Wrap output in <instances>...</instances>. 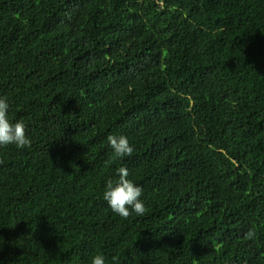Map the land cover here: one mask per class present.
Returning <instances> with one entry per match:
<instances>
[{
  "label": "trees",
  "instance_id": "obj_1",
  "mask_svg": "<svg viewBox=\"0 0 264 264\" xmlns=\"http://www.w3.org/2000/svg\"><path fill=\"white\" fill-rule=\"evenodd\" d=\"M0 96V264H264V0H0Z\"/></svg>",
  "mask_w": 264,
  "mask_h": 264
},
{
  "label": "clouds",
  "instance_id": "obj_2",
  "mask_svg": "<svg viewBox=\"0 0 264 264\" xmlns=\"http://www.w3.org/2000/svg\"><path fill=\"white\" fill-rule=\"evenodd\" d=\"M8 111L7 99L0 96V147L15 145L19 149L30 148L32 141L27 134L25 123L23 120L12 122ZM107 140L116 157L124 158L132 155L134 148L126 136L109 135ZM117 176L116 180L109 178L106 181L103 199L111 210L122 218H128L133 212L137 216H143L147 211L141 199L143 188L128 178L129 171L126 167H120ZM254 235V230L249 229L245 238L251 239ZM91 264H106V258L102 254H96L91 258Z\"/></svg>",
  "mask_w": 264,
  "mask_h": 264
}]
</instances>
